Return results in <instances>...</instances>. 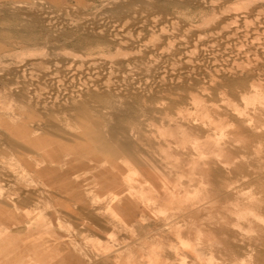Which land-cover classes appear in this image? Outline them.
<instances>
[{
	"label": "rangeland",
	"instance_id": "rangeland-1",
	"mask_svg": "<svg viewBox=\"0 0 264 264\" xmlns=\"http://www.w3.org/2000/svg\"><path fill=\"white\" fill-rule=\"evenodd\" d=\"M263 17L264 0H0V200L49 220L26 253L0 203V264H264ZM92 137H127L150 175Z\"/></svg>",
	"mask_w": 264,
	"mask_h": 264
},
{
	"label": "crops",
	"instance_id": "crops-1",
	"mask_svg": "<svg viewBox=\"0 0 264 264\" xmlns=\"http://www.w3.org/2000/svg\"><path fill=\"white\" fill-rule=\"evenodd\" d=\"M134 117L135 116L133 115V118ZM131 121L133 122V120H131ZM75 138H76V140H78V143H79V141H83L82 137H75ZM104 139H106V138H104V137H92V142H95V144H94V146L88 145L89 146L88 148L93 147L100 152L108 153L110 155H115L119 152L127 153V155L130 156V158L132 159L131 163H132L134 168L138 169L141 166L142 170L141 171L138 170L139 173H141L143 176H145V175L149 176L150 175L148 173L149 172V166L151 165L150 162L148 160H146L147 163L142 162L139 150L136 149L137 147L133 144V142H131V141L129 142L127 137H116L115 139L117 142L114 143V145L112 144V146H114V148H110V146L105 144L107 141ZM76 140H74L73 142L77 143ZM103 144L106 147H103ZM83 148H85V147H83ZM128 192H130V191H128ZM138 192H139V190H138ZM119 200L121 201L122 199L119 198ZM0 203L3 204V206L1 207V214L5 217V221L7 223V225L4 224L5 225L4 228L7 229L10 233L17 232V230L18 231L22 230L26 233L25 236L32 238V239L27 238V237L22 238V244L25 247L23 251H25L26 253L29 252V250H31V248L29 246L31 245L32 242L35 241V239H37L36 237H34V235L41 236L40 235L41 233H44V232L47 233L49 231V224H48L49 220H45V219L41 220L40 219L36 223H33L32 221L30 222V220H24L22 218L21 213H20V210H22L23 207L21 205L17 204V202L14 204H8V203H4L3 201L0 200ZM116 210H117V214L118 213H120V214H126L127 213L126 208L123 207L122 203L120 204V202L117 204ZM11 221H13V222H11ZM17 221H19L20 223L21 222L24 223V226L22 229H19L17 227ZM13 226H16L17 228H13ZM34 232H36L37 234H34ZM27 233H29V234H27ZM39 240L41 241V243L47 241L44 238H39ZM7 242L9 243V239ZM61 244L62 243H60V242H54V246L56 247L54 249L58 250L59 246L61 247ZM50 247H49V250H51Z\"/></svg>",
	"mask_w": 264,
	"mask_h": 264
},
{
	"label": "bare ground",
	"instance_id": "bare-ground-1",
	"mask_svg": "<svg viewBox=\"0 0 264 264\" xmlns=\"http://www.w3.org/2000/svg\"><path fill=\"white\" fill-rule=\"evenodd\" d=\"M243 6V5H242ZM244 7V6H243ZM239 9V8H238ZM248 9H250V8H248ZM240 10V9H239ZM251 10V9H250ZM231 10H229L228 12H230ZM235 12H237L236 10H234ZM234 12V13H235ZM241 13H239V11H238V13L240 14V17L244 14V13H246V10H243V11H240ZM248 12V11H247ZM249 13H250V11H249ZM233 15V14H232ZM231 15V16H232ZM237 15V14H236ZM235 16V15H234ZM233 16V17H234ZM237 17H238V15H237ZM236 17V18H237ZM252 17H253V15H252ZM262 17V16H261ZM235 18V17H234ZM264 18V17H263ZM250 19V18H249ZM249 19L247 20V22L249 21ZM236 20V19H235ZM258 22V21H257ZM260 23H262V22H260ZM248 24H249V22H248ZM248 24H243V26H249L250 28L251 27H253V26H256L254 23H250L251 24V26H250V24L248 25ZM263 26V25H262ZM256 28V27H255ZM264 28V27H263ZM251 29H253V28H251ZM259 30H261V29H259ZM258 30V31H259ZM121 40L122 41H125V42H127V40H128V37H122L121 38ZM255 46H257V45H255ZM254 46V47H255ZM253 47V46H252ZM195 48H197V47H195ZM23 53V52H22ZM195 53V52H194ZM23 57V56H22ZM99 59V61L101 62H103L104 60L103 59H101V58H98ZM68 60V59H67ZM95 60L97 61V59L96 58H91V57H84V56H81V57H72V56H69V61L73 64V62H74V64H78V65H86V66H88V67H93V64L95 63ZM107 60V59H106ZM26 61V60H25ZM98 62V61H97ZM73 64V65H74ZM105 63H103L102 65H104ZM155 64V63H154ZM23 65V64H22ZM25 65V64H24ZM75 66V65H74ZM105 66H106V64H105ZM210 66V65H209ZM95 67V66H94ZM99 67H101V66H99ZM194 67V66H193ZM19 68V67H18ZM34 68V67H33ZM146 68V67H145ZM225 68V67H224ZM259 68V67H258ZM147 69V68H146ZM145 69V70H146ZM23 70V69H22ZM27 70V69H26ZM66 71V70H65ZM88 71H89V68H88ZM79 73V72H78ZM198 73V72H197ZM70 76V75H69ZM82 76V75H81ZM244 76V75H243ZM111 78V77H110ZM67 80V79H66ZM65 81V80H64ZM86 81V80H85ZM94 81V80H93ZM93 81H92V84H93ZM20 82V81H19ZM88 82V81H87ZM91 82V81H90ZM101 82V81H100ZM138 82V81H137ZM89 83V82H88ZM106 83V82H105ZM52 84V83H51ZM62 85V84H61ZM83 85H84V83H83ZM82 85V86H83ZM86 86H88L87 84H85ZM90 85H91V83H90ZM106 85V84H105ZM109 85V84H108ZM108 85H106V87L108 86ZM140 85V84H139ZM141 85H143V84H141ZM140 85V86H141ZM168 85V84H167ZM103 86V85H102ZM145 86V85H144ZM150 86V85H149ZM84 87V86H83ZM96 87H98V86H96ZM109 87V86H108ZM108 87H107V89H108ZM148 87V86H147ZM109 89H110V87H109ZM94 90V89H93ZM110 90H112V86H111V89ZM96 91V90H95ZM81 133H83V132H81ZM81 133H80V135H81ZM77 135V134H76ZM75 135V136H76ZM79 135V136H80ZM78 136V135H77ZM100 136V135H99ZM107 136V135H106ZM85 137V136H84ZM105 137V136H104ZM108 137V136H107ZM197 232V231H196ZM199 234V233H198ZM199 240V239H198ZM195 241V240H194Z\"/></svg>",
	"mask_w": 264,
	"mask_h": 264
}]
</instances>
